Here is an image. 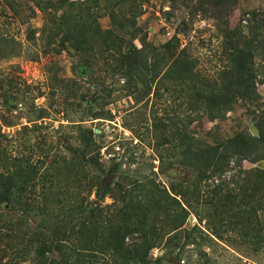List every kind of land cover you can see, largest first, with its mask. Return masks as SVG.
I'll list each match as a JSON object with an SVG mask.
<instances>
[{"label": "rangeland", "instance_id": "obj_1", "mask_svg": "<svg viewBox=\"0 0 264 264\" xmlns=\"http://www.w3.org/2000/svg\"><path fill=\"white\" fill-rule=\"evenodd\" d=\"M74 2L0 0V179L11 173L23 190L51 189V221L68 195L95 199L103 179L142 199L165 191L184 208L187 230L162 225L171 241L150 249L152 264H264V198L253 188L264 159L232 157L222 174L194 167L195 152L243 130L257 134L254 101L211 116L207 96L226 65L227 32L245 34L264 0H112L107 11ZM83 6L85 36L72 22ZM98 26L115 44L99 39ZM255 60L264 102V64ZM227 190L235 198L225 204ZM114 204L111 192L99 201L103 211ZM18 214L0 203V215ZM138 237L128 235L126 246Z\"/></svg>", "mask_w": 264, "mask_h": 264}, {"label": "trees", "instance_id": "obj_2", "mask_svg": "<svg viewBox=\"0 0 264 264\" xmlns=\"http://www.w3.org/2000/svg\"><path fill=\"white\" fill-rule=\"evenodd\" d=\"M53 1L56 8H62L64 4H75L74 0ZM91 1L96 9L111 10L112 0ZM83 11L89 13V7L83 6L77 14H73L72 22L80 27L82 36H85L90 30V24L83 18H78ZM250 14L245 20V34L227 32L230 37L223 44L226 65L218 72L219 81L209 80L213 88L207 97L211 116H222L221 112L232 109L237 100L254 101L255 107L248 110L252 114L257 134L252 135L243 130L212 146L205 155L195 152L194 167L197 170L201 163L202 167H209L212 173L222 174L224 166L229 164L232 157L264 159V102H260L255 92V80L259 79L255 59H259L261 67L264 64V13L256 11ZM94 29L104 43H108L109 38L115 44L110 29L101 30L100 26ZM76 44L78 42L75 41V46ZM85 147H88L87 143ZM81 157L83 165L90 163L85 156ZM14 176L11 173L1 174L0 179V203L5 204L7 211L13 207L19 211L14 217L0 215V264H25L29 257L30 264H152L156 260L150 258V249L160 246L166 237L162 225L170 228L171 234L187 230L182 229L186 217L183 215L184 208L167 192L159 195L158 192L163 191L156 190L158 198L151 196L147 199L141 198L139 189L138 192L131 189L126 195H122L113 186H109L111 178L98 181L95 199H89L87 194L68 195L65 207L61 204L51 221L46 217L50 214L54 192L44 185L39 191L23 190L16 186ZM41 180L44 183L47 178L42 176ZM245 182L248 184L249 181L246 179ZM253 184V188L264 198V160L256 170ZM109 192L114 194L120 205L114 204L111 211H103L99 201ZM33 196L41 197L42 202L33 201ZM221 198L226 204L235 196L227 190ZM263 202L261 201V206L264 205ZM175 205H179V208L174 207ZM34 218L39 220L37 228L33 226ZM132 234H138L139 237L133 241V248L130 249L125 244V238ZM166 240L169 243L171 238ZM66 241L69 242L65 243ZM53 252L59 254L58 259L49 257Z\"/></svg>", "mask_w": 264, "mask_h": 264}, {"label": "water", "instance_id": "obj_3", "mask_svg": "<svg viewBox=\"0 0 264 264\" xmlns=\"http://www.w3.org/2000/svg\"><path fill=\"white\" fill-rule=\"evenodd\" d=\"M95 131H97V132H98L99 130H95Z\"/></svg>", "mask_w": 264, "mask_h": 264}]
</instances>
